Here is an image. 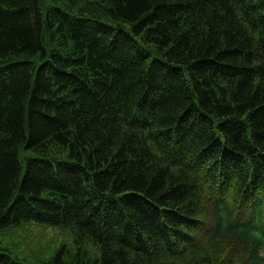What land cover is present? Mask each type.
Returning <instances> with one entry per match:
<instances>
[{
	"label": "trees",
	"instance_id": "obj_1",
	"mask_svg": "<svg viewBox=\"0 0 264 264\" xmlns=\"http://www.w3.org/2000/svg\"><path fill=\"white\" fill-rule=\"evenodd\" d=\"M0 264H264V0H0Z\"/></svg>",
	"mask_w": 264,
	"mask_h": 264
},
{
	"label": "rangeland",
	"instance_id": "obj_2",
	"mask_svg": "<svg viewBox=\"0 0 264 264\" xmlns=\"http://www.w3.org/2000/svg\"><path fill=\"white\" fill-rule=\"evenodd\" d=\"M12 241L16 240L15 246L24 254H36L49 256L54 248L62 244L73 245V237L70 233H63L59 228L45 227L43 225H27L22 229L11 230L5 233ZM91 256L97 254L94 246L90 245Z\"/></svg>",
	"mask_w": 264,
	"mask_h": 264
}]
</instances>
